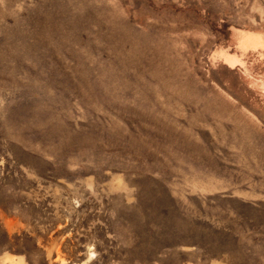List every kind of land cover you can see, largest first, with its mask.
Segmentation results:
<instances>
[{
    "label": "rangeland",
    "instance_id": "obj_1",
    "mask_svg": "<svg viewBox=\"0 0 264 264\" xmlns=\"http://www.w3.org/2000/svg\"><path fill=\"white\" fill-rule=\"evenodd\" d=\"M0 264H264V0H0Z\"/></svg>",
    "mask_w": 264,
    "mask_h": 264
},
{
    "label": "bare ground",
    "instance_id": "obj_2",
    "mask_svg": "<svg viewBox=\"0 0 264 264\" xmlns=\"http://www.w3.org/2000/svg\"><path fill=\"white\" fill-rule=\"evenodd\" d=\"M244 42H255V41H257L254 37H252V36H246L244 39ZM259 42V41H258Z\"/></svg>",
    "mask_w": 264,
    "mask_h": 264
}]
</instances>
